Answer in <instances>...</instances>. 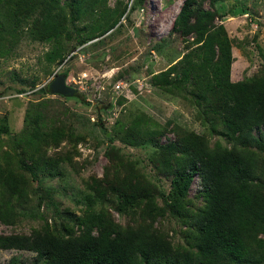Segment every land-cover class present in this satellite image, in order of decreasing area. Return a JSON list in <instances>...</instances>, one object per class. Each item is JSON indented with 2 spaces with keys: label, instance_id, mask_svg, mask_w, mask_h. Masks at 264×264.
Masks as SVG:
<instances>
[{
  "label": "rangeland",
  "instance_id": "374dc122",
  "mask_svg": "<svg viewBox=\"0 0 264 264\" xmlns=\"http://www.w3.org/2000/svg\"><path fill=\"white\" fill-rule=\"evenodd\" d=\"M49 1L0 0V126L8 129L0 132V210L9 215L0 235L75 236L73 216L91 207L122 228L190 248V216L206 194L196 176L173 206L166 162L146 143L170 142L179 126L210 147L227 144L201 106L162 84L160 72L193 47L191 35L170 32L183 0H105L87 12L52 0L44 30ZM204 5L231 40V80L264 70V0ZM59 73L76 93L49 92ZM121 182L142 195L120 204L110 187ZM12 256L43 264L33 250L0 248V264Z\"/></svg>",
  "mask_w": 264,
  "mask_h": 264
},
{
  "label": "trees",
  "instance_id": "16d2710c",
  "mask_svg": "<svg viewBox=\"0 0 264 264\" xmlns=\"http://www.w3.org/2000/svg\"><path fill=\"white\" fill-rule=\"evenodd\" d=\"M205 1L183 0L170 32L191 35L193 47L160 74L167 92L203 108L227 144L210 147L204 135L179 126L168 143L146 141L166 162L173 206L186 197L196 176L206 194L205 206L190 216V248H173L144 227L122 228L91 207L82 217L73 216L78 235H0V248L33 250L43 264H264V70L231 80V40ZM104 2L70 0V5L87 12ZM55 5L51 0L41 12L44 30ZM7 130L0 126V132ZM110 188L122 205L142 195L137 185ZM8 218L0 210V219ZM2 264L27 263L12 256Z\"/></svg>",
  "mask_w": 264,
  "mask_h": 264
},
{
  "label": "water",
  "instance_id": "95a60500",
  "mask_svg": "<svg viewBox=\"0 0 264 264\" xmlns=\"http://www.w3.org/2000/svg\"><path fill=\"white\" fill-rule=\"evenodd\" d=\"M66 74L59 73L48 85V90L53 94L71 96L76 93L77 89L68 85L66 82Z\"/></svg>",
  "mask_w": 264,
  "mask_h": 264
}]
</instances>
